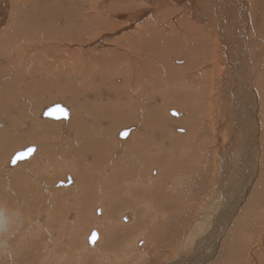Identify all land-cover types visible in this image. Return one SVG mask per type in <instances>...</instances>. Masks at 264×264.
<instances>
[{
	"label": "bare ground",
	"instance_id": "obj_1",
	"mask_svg": "<svg viewBox=\"0 0 264 264\" xmlns=\"http://www.w3.org/2000/svg\"><path fill=\"white\" fill-rule=\"evenodd\" d=\"M0 3V57L6 56L7 63L14 59L7 64L0 58V116L7 111L13 113L12 105L17 110L16 118L0 119V212L6 214L7 209L11 210L15 198L20 205L23 203L17 206L25 210L22 215L26 219H31L32 211L42 210L43 205L54 204L51 221L47 222L50 229L56 232L61 222H72L62 226L76 235L78 229L89 224L90 215L87 217V214L90 210L87 209L90 203H95L92 217L97 224L103 221L101 224L105 223L111 233L113 230L105 247L106 237L100 240L105 234L102 230L97 232L96 240L103 241L102 245L99 243L100 248L96 247L99 244L93 247L84 244L83 248H74L71 255L55 252V248L51 253V247L45 246L46 250L39 249L37 255L19 254L21 262L17 264L22 261L26 264L29 257L40 259L39 264L40 261L83 264L84 260V264H113L115 260L106 258L119 256L110 245L114 249L117 238L126 237L131 230L138 231L145 226L143 231L148 235H156L154 229H159L158 235H171L174 231L165 224L166 220L155 227L154 212L148 204L155 212L162 213L165 209L169 213L170 209H175L170 212V217H175L174 223L183 220L186 204L181 185L189 184L192 175L185 166L192 167L198 177L197 183L200 181L203 185L202 178L205 179L206 174L201 169L205 163L200 155L204 152L206 159L208 150L204 146L209 143L202 142L212 134V127H217L218 140H224L225 130H229L227 148L222 150L217 143L212 148L213 166L216 159L217 167L213 191L219 198L213 196L206 204H213L214 198L213 206L219 204L220 209L214 213L217 218L211 235L202 238L204 254L190 255L176 264L203 263L214 254L218 243L225 249L222 253L217 250L209 264H264V235L261 237L258 232L257 235L255 230L253 235H244L243 227L244 232L230 230L225 244L220 242L223 235H216L217 229L228 228V219L238 207L245 211L249 206L260 219L264 216L259 207L260 202L264 203V56L258 59L260 52L257 51L254 56L258 65L252 68L246 54V46L251 41L249 14L253 5L256 7L254 24L263 23L261 32L264 35V0H251L253 5L248 0H0ZM181 30L194 35L188 36ZM47 40L55 41V45H48ZM85 48L88 50H83ZM211 63H215V69L210 68ZM202 67L205 68L198 71ZM121 75L126 76L127 81L117 85V81L124 79ZM108 88H112L114 94ZM253 91L257 92L258 101L256 123ZM57 97L70 105L60 99L43 105ZM36 103L39 108L44 106L37 110L40 116L53 104H60L67 115L54 119L59 122H41L35 115L37 111L30 110ZM215 104L216 119L211 121L210 110ZM37 105L34 107L38 108ZM167 106L170 107L166 109ZM165 109L169 114L174 109L180 118L184 115L182 119L194 123L188 138L173 135L172 128L178 133L184 128L176 126L177 119L172 121L175 124L166 120ZM186 110L194 115L189 116ZM23 116L27 117L19 121ZM30 117L35 118L30 123L25 122ZM87 119L89 127L83 128ZM205 121H210V125L205 126ZM24 122L27 126L22 128ZM129 122L134 124L122 126ZM228 122L233 124L227 125ZM105 123L107 126H103ZM171 124L170 132L168 125ZM162 129L166 131L163 136L177 137L168 147L154 140L159 134L162 138ZM124 132L127 136L130 133L129 136L121 137ZM48 141L54 143L46 145ZM20 142L29 144L18 146ZM191 146L194 149L189 153ZM27 147L34 151L13 163L14 154ZM195 161L197 166L193 164ZM237 161L238 175L234 170ZM179 167L184 169L181 173ZM52 169L60 174L63 170L70 173H63V179L60 175L61 180L56 181ZM153 169L155 174L160 171L159 177L150 179ZM232 171L234 176L227 181L225 174ZM29 176L38 182L32 183ZM53 179L57 183H53ZM68 182H74L68 188L71 190L57 188ZM224 184L231 188L224 190ZM251 188L254 194L262 192V195L243 204L244 195ZM223 191L224 199L223 194L220 196ZM63 209L68 213L61 218L65 213ZM123 209L135 210L133 221L124 226L119 223L122 216L118 220L115 218ZM124 217L128 219L127 215ZM247 222L257 225L250 220ZM233 226L241 227L237 221L232 223L231 229ZM91 227L84 233L85 243L90 231L95 229ZM118 230L120 232L115 235ZM134 241L135 246L141 245L138 251L145 247V240L136 238ZM253 241L257 242L256 249L262 246L257 253H252L253 246L248 254ZM207 245L214 247L208 251ZM91 250L93 257L88 252ZM120 251L117 252L122 254ZM142 254L134 252L135 257H142Z\"/></svg>",
	"mask_w": 264,
	"mask_h": 264
},
{
	"label": "rangeland",
	"instance_id": "obj_2",
	"mask_svg": "<svg viewBox=\"0 0 264 264\" xmlns=\"http://www.w3.org/2000/svg\"><path fill=\"white\" fill-rule=\"evenodd\" d=\"M248 1L251 3V0H248ZM0 5L2 6L1 3H0ZM255 9H256V7L253 5V8L251 9L250 14H249V27H250V32H251V41L246 46L247 47L246 48L247 49L246 50V54L248 55V59H249V62H250L249 63V67H252V68H254L255 66L258 65V63L255 62V56H254L255 53L257 51L260 52L259 57H257L258 59H261L264 56V35L261 32V28L263 27V23H259L258 25H255L254 24V21H253V16H254L253 15V11ZM188 18L191 19V20H193L190 16H188ZM180 32L181 33H186L188 36H193L194 35L192 33H188V32H185L183 30H181ZM46 42H49L48 45H55L54 44L55 41L47 40ZM61 47L64 50H67V47H65V48L63 46H61ZM88 49H89V47H88ZM88 49L85 48L83 50H88ZM5 54L6 53H3L2 55H5ZM0 58H2L3 60L5 59L6 61L5 60L4 61L7 63V57L6 56L5 57H0ZM11 60L14 61V59H11ZM11 60H9L8 63L11 62ZM204 68L205 67H202L198 71H202ZM210 68L211 69H215V63H211ZM121 76L124 79L122 80V82H118L117 81L116 82L117 85H123L127 81V77L126 76H124V75H121ZM107 83H106V86L109 87L110 84L109 83L107 84ZM108 89L110 91H112L113 94H114V91L112 90V88H108ZM253 94H254V98H253V108L255 106V108H254V116H255L254 122L256 123L257 122V112H256L257 108H256V106H257V102H258L257 101V98H256L257 92L255 93L253 91ZM58 100L59 101H63L64 103H66L61 98H58L57 97V98L52 99L49 102L44 103L43 105L45 106L47 104H51L54 101H58ZM157 102H159V101H157ZM66 104L68 106L70 105L69 103H66ZM35 105H37V103L34 104L30 108V110H33V113L35 111L40 110L41 108L44 107L42 105L39 108L38 107L39 104H38L37 105V107L39 108L38 109V108L34 107ZM216 105L217 104H215V107L210 110L209 117H210L211 121H215V119H216V115L214 114L215 109H217V106ZM10 107L11 108L13 107L12 109L14 110V112L13 113H10L8 111L7 112L5 111L7 116L3 114L2 116H0V119H2V120H10V118H16L17 117V116L16 117L14 116L15 111L17 112L16 106H13L12 105ZM168 107H170V106H167L166 109ZM166 109H165V114L168 117V119H166V120H168L171 123H174L172 121H177L178 120L177 121L178 124H176V126H180V127L184 128V131L182 133H178L176 131V129L172 128L173 129L172 130L170 128V126H172V124H171V125H168V128H169L170 132L172 130V133H173L174 136L188 138L190 136L193 128H194V123L192 121H190V122L187 121L188 119H182L183 117H185L184 115L182 116V118H180L181 116H178V114L172 115V114H169V111H168V113H166V111H167ZM183 110H185V109H183ZM204 112L206 113V111H203V113ZM73 113L74 112L72 111V115H73ZM186 113H189V111H187ZM35 115L37 116V119L38 120H41V122H43L44 120L45 121L48 120L49 122H52L53 121L54 123L55 122H59L58 120H54L52 118L50 119V118H46V117L40 116V111H37L35 113ZM191 115H194V114L193 113L192 114L189 113V116H191ZM8 117H10V118H8ZM24 117H27V116L21 117L19 119V121L22 120ZM33 118H35V117L26 118V121L25 122L30 123V120L33 119ZM181 121H184V122H181ZM25 122L23 123L22 128L27 126V125H25ZM133 124H134V122H129V123L123 124L122 126L128 127V126L133 125ZM204 124H205V126H206V124H207V126H209L210 125V121H205ZM231 124H233V123L232 122H228L227 123V125H231ZM82 126H83V128L89 127L88 119H87V121ZM103 126H107L106 123ZM204 130H205V128H204ZM58 132H59V130H58ZM163 132H166V131H163V129H162V131H161L162 138H160V134H159V137L156 136L154 138V140H157V142H159V144L161 146L168 147L169 145H172L171 144L173 142L172 139H176L177 137H174L173 135L163 136ZM151 133L152 132H149V135L152 138ZM176 133L179 134V135H176ZM216 133H217V127H212V134L211 135H207L206 136V140L204 142H202L205 145H207V143H209L208 146H204L208 150V156H206V159H205L204 152H203V154L200 155L201 157H203V160H204V163H205V167L201 169L202 173L206 174V175H204L205 176V179L202 178V182H204V184L202 183L203 185H201L200 184V181L197 183L198 177H197L196 173L192 170V167L191 166H188V165L185 166V168H187L189 171H191L192 175H190L191 177H189V180H190L189 181V184H188V182H186V185H185V183H183L181 185L182 198H183V201H185V204H186L185 207H186V209H184L185 216H184L183 220L181 219L182 221L179 220L178 222H175V223L178 224V227H177V224L174 223L175 220H172V219H175V217L174 218H171L170 217L171 216L170 215V212L174 211L175 209H170L169 210V213L165 212V209H163V212L162 213L159 210H157L155 212L154 207L148 204V208H150L154 212V216H155V221H154L155 222V227H158L161 224L162 221H165L166 220V223L165 224L170 225L171 227H168V228L173 229L174 232L172 231L173 233L171 235H158L159 233H161V232H158L159 229L156 231L153 228L154 230L153 229H151V230H153V232L155 234L156 233L157 234L156 235H148L147 234V231H143L145 229V226H143V229L138 230V231L136 229L135 230H131L128 233V235H126V237L122 236L121 239L117 238V241L118 242L117 241L116 242L120 246V248L118 247V245L116 243L114 245V249L110 245V247L112 248V251H116V253H118V255H116V253H115V255L117 257L119 256L117 258L118 260L116 259V257L115 258H113V257L112 258H106V260H115V262L113 264H169V262H172V263L176 264L179 261V259H182V260L184 259L185 260L190 255H195L196 257H198L200 254H204V252H205V246L203 245L202 238L205 235H211L210 232H211V229H212V225L214 224V219L216 220V218H217V217L214 218V216H215L214 213L217 212L218 209H220L219 208L220 207L219 204H218V206L216 204L213 206L215 199L219 198V196L216 193V191H213V187H214V184H215L214 180H215L216 174H217V171H216L217 170V167H216V159H215V166H213V158H212V152L213 151H212V148H215L216 147V143H217L218 144V147L223 150V149L227 148V143L229 141V130L228 129L225 130V136L226 137H224V140H218L217 139V136H216ZM124 138H116V140L122 142L123 140L125 141L126 138L125 139ZM259 138H260V134H258V140H259ZM121 139H123V140H121ZM31 143H36V142H31ZM50 143H54V142L53 141H50V142L48 141L45 144L46 145H49ZM22 144L23 143L20 142L18 144V146L19 145H22ZM28 144L29 143H26V144L22 145V147H24L25 145H28ZM45 144L43 146H46ZM39 146H42V145L39 144ZM39 146H38V148H39ZM193 149H194L193 146H191L189 148V153H191L193 151ZM38 158H40V155H39ZM47 160H48V158H47ZM48 162H49V160H48ZM198 162H199V160H198ZM183 164L185 165V162L184 161H183ZM193 164H195L197 166V161H195ZM153 165L157 167V164H153ZM2 166L3 165H1V168H2ZM156 167H154V168H156ZM237 167H238V161L236 162V165H235V168H234V170L236 171V175H238V173H237ZM179 169H180L179 170V173H181L184 170L183 167H179ZM150 172H151L150 173V179H155V178L159 177L160 171L155 174L154 173L155 172V169H153L152 171L150 170ZM223 172H224V169H223ZM51 173H52V176L54 175L53 178L56 179V181H57V179H60L61 176H62L61 179H63V176H65L66 173H70V171L63 170L61 172V174H60L59 172H55L52 169ZM63 173H65V174H63ZM225 175H226V178L225 179L228 181V180H230L234 176V173L232 171L231 173H227ZM33 176H29V178L31 179L30 181L32 183H35V182L37 183L38 180L34 179L35 177H33ZM54 179L52 181L53 183L56 182ZM193 180H194V182H193ZM53 183H51V184H53ZM72 184L74 185V182L73 183L72 182L71 183L68 182L66 185L58 186L57 188L61 187V189L62 188H65L64 190H71V189H68V188H71L73 186ZM66 187H67V189H66ZM229 188H231V187L230 186H227L226 184H224V186H223V189L224 190L227 191ZM176 190L178 191L179 188H177ZM178 193H179V191H178ZM221 194H223L222 198L224 199L225 198V192L224 191L223 192H220V196H221ZM45 195L47 196V199L50 198V196L48 195V193H45ZM261 195H262V192H259L257 194H254L253 193V189L251 188V189H249L248 193H245L244 199H243V204L247 203V201L252 200L253 198H258ZM95 196L96 195H94V197ZM213 196L215 198V199L214 198L212 199V201H213L212 203L213 204H211L210 206H208L206 204V202L211 197H213ZM186 202H188V203H186ZM17 205L18 206H21L20 205V202L17 200V198H15L13 200V204H12V209L11 210H8L7 209V211H5L6 214H1V212H0V214H1L0 215L1 216L0 217V229H2V230H0V232H1L0 233V247H1V250H0V264H11V263L12 264H17V262L20 263L21 262L20 261L21 260V256L19 257V254L32 253V254L37 255L36 252H38L39 249L40 250H43V249L46 250V248H48V246L51 247L50 250L51 249L53 250V251L51 250V253L54 252V248H55V252L56 251H59V252H64L65 254H71L72 255L75 249L83 248L84 247V244H86L88 247H93L95 244L98 245L101 242L100 244L102 245L103 241H96L94 245H90L88 243V241H86V243H85V240H84L85 239V234L90 230V226H92L91 228L99 229V230H97V232H101L102 230L103 231L105 230V232H104L105 234L102 233L103 235H101V233H100V235H101V239L100 240H103L104 239V238L102 239V236L103 237H106L105 238L106 241L104 240V242H105L104 243V247L106 245L107 240L109 238H111L110 236H113V234H112L113 233V230H112V233H111L109 229L105 228L106 227L105 226V223H102L104 226L101 224V222H103V221H101V222L98 221V224H97L96 220H94V218L92 217V215H95L94 213L92 214V210H93L92 208H94V207H92V205L94 206L95 203H93L92 205H91V203L89 204L90 208L88 206V209H87L88 212L90 210L89 214H87L88 212L86 211L87 217L90 215L88 217V219H90L89 220V224L83 225L82 228L80 227L81 229H78L79 232H78V234L76 232V235L75 234H71L69 232L70 229H66V228L63 227L65 225L64 223H66V225H71V223H72V222L71 223L70 222L68 223L66 221L64 222L63 221L64 219L62 220L63 222H61L63 226L61 225L60 230L58 228L56 230V232H55L54 230L50 229V225L47 222H50L51 221V211L53 210V207L52 206L54 204H46V205H43V209L42 210H39L37 213H35L34 211H32L33 213L31 215H29V217L31 219H29V218L26 219V217L24 215H22V214H25V210H22V209L18 208ZM212 206H213V208H211ZM259 207H260L261 212L264 213V203L263 202H260L259 203ZM3 208H4V210H6L5 207H2L1 209H3ZM236 209L237 210H235V212L233 213V215L231 214L230 217H229V219H228L229 220L228 221V228L226 227L227 229H224V228L217 229V234L216 235H223L221 237V239H220V242H222V244L223 243L225 244L226 241H228V235H229L230 230L231 231H236V232L237 231L238 232H241V231L244 232V228H245L244 235H253L255 233L257 234V232H258L259 236L262 237L264 235L263 234L264 233L263 232L264 231V227H263L264 226L263 225L264 224V216L262 217V219H260L259 218V215L258 214L256 215L255 214L256 212L251 211V209H250L249 206L247 207V209L245 211L243 210L244 209L243 207H238ZM125 210L123 209V211H122L123 214L122 215H120L122 213L121 211L120 212H117V213H120V214H118V217L115 215V218H117V220H118V218L120 219V217L122 216L121 219H120V222H119L122 226H124L126 224H129L131 221H133V217L135 215V210L134 209H127V211H125ZM62 212H65V213H64V215L61 216V218L62 217H65L66 216V213H68V212H66L65 209H63ZM178 212L181 213L180 210ZM206 212H208V213H206ZM3 215L4 216L7 215L6 216L7 218H4ZM126 215L128 216V219L127 220H126V217H124ZM38 219L40 220L39 222H38ZM245 219H246V221H245ZM254 219H256V220H254ZM201 220H203V221H201ZM248 220H250L251 222H253V223L257 224V225H254L253 226L251 223L247 222ZM259 220H261V221L258 222ZM236 221H237V223H239L241 225V227L233 226L232 229H231L232 223L234 224ZM243 221H244V223H243ZM255 221H257V222H255ZM152 224H153V222H152ZM152 224H150V225H152ZM250 225H252V227H253V230L252 231L249 228ZM116 226H118V221H116ZM255 226H256V228L254 229ZM248 228L250 230H248ZM42 229H43V231H42ZM106 231H108V232L106 233ZM260 231L263 232L262 235L260 234ZM20 232L21 233L24 232V233H22V235H20L21 234ZM44 232L47 235H45ZM118 232H120V231L118 230L115 233V235H117ZM164 232H166V231H164ZM250 232H253V233H250ZM108 233H109V235L106 236ZM110 233H111V235H110ZM131 233H132V235H131ZM37 234H39V235H37ZM259 236H258V239H259L258 241H261L260 240L261 237H259ZM9 238H10L11 241L9 240ZM114 238H116V236H114ZM136 238L142 239L143 242L145 240V247L143 245L144 248L141 249V250H139L141 253H143L142 254L143 255L142 257H141V255L135 257V255H134V252L135 251L136 252H139L137 248H139L141 246V245H139V247H137L138 245H136V246L134 245L135 244V241L134 240ZM18 239H19V241H17ZM124 239H126V240H124ZM125 241H127V242L124 243ZM128 241H130V242H128ZM80 242H82L83 245ZM254 242L255 241H253L251 243L252 246H249L248 247L247 252L254 245L256 246L257 242H255V243ZM45 243H47V244H45ZM123 243H124V245H123ZM130 243H132L133 245H131ZM211 243H214V239L211 240ZM21 244H22V247L20 248L19 246H21ZM73 244L76 245V247L78 246L79 248L78 247L76 248L75 246H73ZM100 244H99V247L98 246H96V247L97 248H100L101 247ZM220 244L221 243H218L217 248H216V251H213L214 252L213 255L208 256L206 259H204L203 263L199 262L198 264H209L216 257L215 253L217 252V250L219 251V253H222L224 251V249H225V246L224 245H223L224 247H222V245L219 246ZM13 245H14V247H13ZM17 245H19V246H17ZM45 246H46V248H45ZM255 246L251 249V251L254 250L252 253H257V251L260 249V247L262 245H260L258 247V249H256ZM18 247H19V249H18ZM133 247H134V249H133ZM213 247H214V245L211 248L208 247V245H207L206 249L208 251H210V250H212ZM7 248L9 250H11V251H7L8 250ZM121 248H123V249H121ZM135 248H136V250H135ZM186 248H187L188 251L186 250ZM16 249H17V252H15ZM120 249H121V251H120ZM154 249H155V251H154ZM45 250H43V251H45ZM117 251L122 252V254L121 253L119 254V252H117ZM88 252L91 254V257H93L92 250L91 251H88ZM192 252H194V253H192ZM14 253H18V254H14ZM39 253H40V251H39ZM109 253L110 252L105 253V254H109ZM248 254H249V252H248ZM208 258H210V259H208ZM39 260L40 259L37 260V259H34L32 257H29V258L26 259V262H27L26 264H39ZM82 262L84 264L85 260L82 261ZM21 264H23V261H22ZM40 264H49V263H48V261H46V262H41L40 261ZM71 264H74V263H71Z\"/></svg>",
	"mask_w": 264,
	"mask_h": 264
},
{
	"label": "water",
	"instance_id": "obj_3",
	"mask_svg": "<svg viewBox=\"0 0 264 264\" xmlns=\"http://www.w3.org/2000/svg\"><path fill=\"white\" fill-rule=\"evenodd\" d=\"M56 107H62L60 104H53L52 106H50V107H48L47 109H45L44 110V112L42 113V116H44V117H50V118H52V119H59V118H61V117H64V116H66V115H63V114H60V113H57V114H55V115H52V116H48V115H46V113L49 111V109H51V108H56ZM63 108V107H62ZM65 112H66V110H65ZM170 114H172V115H175L176 114V112H174L173 110H171L170 111ZM125 133V132H124ZM123 136H125V135H121V137H123ZM29 148H31V147H27V148H25V149H23V150H20V151H18V152H16L15 154H14V156L12 157V159H11V161H17L18 159H17V157H19V159H22V158H26V157H28L29 156V152H28V149ZM23 154V155H22ZM69 182H70V179H69ZM93 232H96L97 233V231L95 230V229H92L91 231H90V233H89V235H88V243L90 244V245H92V243L90 242V240H89V238H90V236L92 235V233Z\"/></svg>",
	"mask_w": 264,
	"mask_h": 264
},
{
	"label": "snow or ice",
	"instance_id": "obj_4",
	"mask_svg": "<svg viewBox=\"0 0 264 264\" xmlns=\"http://www.w3.org/2000/svg\"><path fill=\"white\" fill-rule=\"evenodd\" d=\"M57 113H60V114H63V115H67V113L65 112V109L62 108V107L51 108L46 113V115L52 116V115H55ZM123 135L127 136V132L123 133ZM32 151H34V149H32V148L28 149L29 153H31ZM17 159H19V157H17ZM13 163H15V160L13 161ZM97 239H98V233L93 232L92 235L89 238L90 242L94 245Z\"/></svg>",
	"mask_w": 264,
	"mask_h": 264
},
{
	"label": "crops",
	"instance_id": "obj_5",
	"mask_svg": "<svg viewBox=\"0 0 264 264\" xmlns=\"http://www.w3.org/2000/svg\"><path fill=\"white\" fill-rule=\"evenodd\" d=\"M118 132H119V131H118ZM130 132H131V131H130ZM117 135H118V133H117ZM128 136H129V134H128ZM128 136H127V137H128ZM117 137H118V136H117ZM127 137H126V138H127ZM155 171H156V170H155Z\"/></svg>",
	"mask_w": 264,
	"mask_h": 264
}]
</instances>
